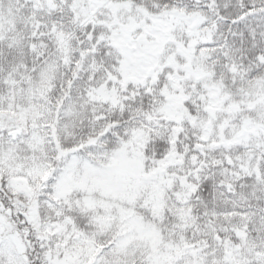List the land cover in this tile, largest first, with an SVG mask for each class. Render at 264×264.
Here are the masks:
<instances>
[{
  "label": "snow or ice",
  "instance_id": "6c2138e0",
  "mask_svg": "<svg viewBox=\"0 0 264 264\" xmlns=\"http://www.w3.org/2000/svg\"><path fill=\"white\" fill-rule=\"evenodd\" d=\"M0 264H264V0H0Z\"/></svg>",
  "mask_w": 264,
  "mask_h": 264
}]
</instances>
